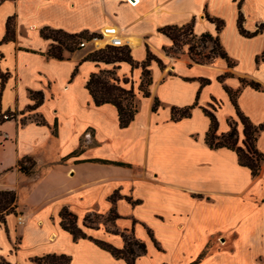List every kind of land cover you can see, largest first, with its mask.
<instances>
[{"label":"rangeland","instance_id":"374dc122","mask_svg":"<svg viewBox=\"0 0 264 264\" xmlns=\"http://www.w3.org/2000/svg\"><path fill=\"white\" fill-rule=\"evenodd\" d=\"M190 43L197 45L196 50L202 53H207L211 47L210 42L202 44L195 39ZM96 44L97 48H103L108 43L105 41L102 44L97 42ZM89 49L88 45L84 50L89 51ZM137 50L136 53L138 52L140 59L143 60L144 50L141 47ZM187 57L186 46H183L182 53L175 59L176 71L160 77L158 76L162 68L156 67L151 62L149 71L152 84L149 87L150 95L146 98L141 97L137 91L140 67L130 70L123 65L117 72L119 79L128 78L129 81L124 85L125 87H133L140 119H146L148 114L155 118L151 120L155 128L149 133L150 139L146 152L140 151L135 154L136 156L129 151V144L134 138L138 124L132 126L130 123L126 129L120 130L116 125L112 109L105 107L104 113L97 112L89 101L84 82L88 74L93 71L92 64L82 63L72 77L71 61L58 65L57 74H52L55 77L54 82L49 87L44 82L41 86L40 90L43 91L44 98L36 110L39 116L31 115L29 110H25L22 115L17 114L16 117L24 122L31 118L41 119L44 127L38 129L40 131L35 134V137L43 142L37 145L39 148H32L33 154L29 155L36 162L32 178L16 180L12 175L0 177V187L11 188L17 193V213L28 212L29 214V220L24 225L16 222L15 216L18 217V214H9L5 218V223L0 224L1 258L15 264H34L31 259L39 251H48L56 247L76 251L77 246L74 243L80 238L74 240L58 230L56 235L50 234V231L58 225L56 209L59 203L65 202L66 204L62 206H66L76 215L77 225L86 236L93 239L117 247L121 243V238L111 231L114 228L118 231L131 229L133 235L145 244V252L135 259L134 264H221L225 262L224 259L219 262V256H214L215 253L212 257L208 256L215 247L226 249L227 246L222 245L225 240L222 239L229 240L227 234L219 233L218 238H216L217 234L209 236L201 244L197 238V228L200 220L212 219L218 223L226 221L227 212L225 210L216 212L211 208L204 200L209 199V196L195 192L185 193L177 185H184L182 177L196 167L212 165L218 170L227 169V159L222 153L217 152L219 148H210L207 151L203 147V134L208 117L204 110L213 112L218 133L228 130L226 119L235 118V115L234 112L230 114V105L221 98L228 96L223 77L219 78L220 75H216L212 69L184 62ZM65 58H67L66 52L63 59ZM132 59L135 62L142 61L134 57ZM160 59L164 65L163 59ZM101 66L106 68L102 64ZM34 69L40 70L38 66H33V70L26 69L28 73L24 75L30 76L22 77L19 86V105L22 108L27 100L21 91L24 85L42 80V77L38 78L35 75ZM45 71L50 72L47 68L42 69V73ZM189 92L191 93L188 97L189 102L179 105V101L187 98ZM7 94L5 100L11 103L13 100L11 93ZM154 98L157 99L158 105L152 110ZM191 104L194 106L188 117L177 120L171 118L172 106L180 108ZM100 116L103 117L104 123L95 132V142L85 153L93 155V160L86 163L85 171L76 168V175L73 178L65 177L67 166L55 161L57 152L73 145L74 133L80 131L89 120L96 117L98 119ZM56 117L60 121L63 135L60 140L52 137L46 140L43 134L47 130L46 125L50 127ZM14 120L9 119L4 124L0 123V167L8 162V157L12 154L15 143ZM32 126L28 125V128ZM66 129H72V131L68 133ZM33 131L29 129L20 131L18 142L21 149H28V140L33 137L31 134ZM152 137L154 138L151 140ZM104 138L107 141L100 144L99 140ZM116 157L120 160H114ZM99 166L102 169H98ZM114 175H120L126 180L123 182L122 191L114 190L117 196L113 205L120 217L112 226L103 218L112 206L109 196L114 191L98 189L97 186L103 183L97 182V179L104 177L103 181L106 183V180L113 179ZM131 175L137 178L129 181ZM142 175L148 178L141 179ZM131 183L133 188L129 191ZM79 184L81 186H78ZM75 186H77L75 189L66 191ZM219 197L226 199L224 196ZM88 214L91 215V222L88 224L94 227L92 229L82 225L83 217ZM94 214L96 217L92 216ZM202 252L205 253L204 256L196 262ZM52 253L65 254L45 252V254ZM205 258L208 259L205 260Z\"/></svg>","mask_w":264,"mask_h":264},{"label":"crops","instance_id":"0c3cea01","mask_svg":"<svg viewBox=\"0 0 264 264\" xmlns=\"http://www.w3.org/2000/svg\"><path fill=\"white\" fill-rule=\"evenodd\" d=\"M206 14L222 21L220 30L216 29L215 22H211L206 18ZM239 14L242 16V27L246 31L254 32L258 28L255 34L244 36L239 32L237 26ZM8 17H12L11 30L13 37L12 39L3 40ZM187 23H192V31L195 35L204 32L213 36L217 35L222 48L233 61L232 66H228L222 58H215L211 64H191L205 69H212L216 75H223V84L232 90L239 89L236 103L241 112L253 124L263 122L264 0H0V71L7 73L4 85L0 88L1 112H17L18 115H22L20 112L29 110L27 107L34 102L30 97V91H41L44 98V93L40 90L43 82L49 87L55 79L52 74H57L58 65L65 61L72 62L70 67L72 71L76 65L79 67L85 62L92 64L93 71L103 68L101 64L96 66L94 62L88 60L79 64L83 56L87 52L92 51L91 45H89V51L84 50V47L72 53H66L67 58L61 60L46 56L45 52L49 48L51 40L40 36L39 30L44 26L62 29L68 33H97L106 26H115L124 45L130 48L132 57L138 61L142 60L140 55L137 54L138 52L136 53L137 49L141 47L144 50V57L146 48H148L153 54L163 59L165 66L160 70V75L158 76L160 77L176 71V58L166 55L163 51V47L171 45V40L168 36L159 32L158 28L166 25L181 26ZM151 62L156 67L158 66L155 61ZM184 62L190 63L189 58H185ZM75 63L77 64L75 65ZM123 65H126L131 70L130 66L123 62L116 69V76ZM33 66H38L41 70L37 71V69H34V72L38 78L42 77V80H39L38 83L34 82L24 85L21 91L25 94L27 100L26 105H22L24 106L22 108L19 105V86L22 77L28 73L26 69L33 70ZM104 67L107 66L104 65ZM44 68L49 69L50 72L45 71V73H42ZM240 79L257 82L259 88L254 89L249 85H242ZM63 87L65 88V86ZM85 91L87 92L86 89ZM10 93L13 99L11 103L5 100L6 94L9 95ZM190 94L189 92L187 98L179 101V105L188 103ZM139 95L141 96L140 93ZM88 98L93 108L97 109V112L104 113L105 107L112 109L118 127L117 113L113 105L103 104L95 106L91 102L89 95ZM221 98L223 101L228 102L231 108L229 112L230 114L233 113L234 107L229 97L222 96ZM36 110H38V107L29 111L31 115L39 116ZM153 119L155 120L150 114H148L146 119H140L137 105V112L130 122L132 126L138 124L134 138L129 144V151L134 156L140 151L146 152L150 139L149 133L155 128L151 124ZM14 121L15 143L12 154L8 157V162L0 167V177L12 175L16 180L20 178L29 179L33 176L20 174L14 166L20 158L33 154L31 153L33 152L31 151L32 148H39L37 145L43 141L38 140L35 134L40 131L38 130L39 128L44 126L36 123L33 118L26 119L24 123H21L19 118ZM6 122L7 120L2 123ZM53 122L50 127L47 124V130L43 132L46 140L49 137L60 140L63 135L58 118H54ZM103 123L102 116L98 119L96 117V119L89 120L80 131L74 133L75 143L67 149L57 152L55 161L62 162L64 166H67L64 173L65 177L73 178L76 175V168H79L80 171L87 169L84 166H86L87 162H91L90 160H93L94 157L85 153L88 152L95 142L94 134L97 129L102 127ZM28 125L33 126L28 128ZM208 125L209 119L207 117L205 132L208 129ZM26 129L30 131L34 129L33 133H31L33 137L28 140V149H21L18 135L20 131ZM119 129L123 130L126 127ZM66 131L69 133L72 129H66ZM237 131L240 142L242 139L240 124L237 127ZM205 132L203 134V147L209 151L210 148L204 141ZM106 141L107 139L105 138L100 139L99 143L102 144ZM256 147L263 154V160L261 161L259 174L255 177L250 175L246 167L237 163L234 151L227 148H219L217 152L222 153L227 159L226 170H218L212 165L196 167L191 172L184 174L182 177L184 185H177L185 193L195 192L209 196V199L205 197L206 199L204 200L211 208L215 209L216 212L217 210H225L227 212L226 221L218 223L212 219L209 221L200 220L197 228V238L201 244L209 236L217 234L216 238H218L219 233L225 232L227 234V239L229 240L222 239L225 240L222 245L227 246L226 249L215 247L208 256L212 257V254L215 253L214 256H219V262L221 259L225 260L221 264H264V130L260 131L257 137ZM114 160L120 159L116 157ZM98 169L102 168L99 166ZM146 177V175H142L140 178L145 179ZM103 178L97 179V182L103 183L101 186H97L98 189L101 188L108 192L111 190H123V182L126 179H123L120 175H114V178L106 180V183ZM132 178L137 177L131 175L129 176V181ZM164 184L169 185V183ZM78 186H81V184ZM76 187L68 188L66 191ZM132 188L133 184L131 183L128 188L129 191H132ZM0 189L11 188L2 186ZM219 196H224L226 199H220ZM63 204L66 203H59L56 210L59 211ZM18 217L21 218V222H18ZM18 217L15 216L18 224L24 225L29 220L28 212H20ZM57 219L58 225L54 230L50 231V234L54 233L56 235L58 230L72 237L68 232L60 228L58 213ZM74 244L77 246L76 251L63 250L56 247L48 251H39L36 256L44 255L45 252H55L70 255V264H126L123 259L113 257L109 252L99 248L89 239H80ZM122 245L123 240L121 238V243L117 247L120 248ZM207 259L205 258V260Z\"/></svg>","mask_w":264,"mask_h":264},{"label":"trees","instance_id":"16d2710c","mask_svg":"<svg viewBox=\"0 0 264 264\" xmlns=\"http://www.w3.org/2000/svg\"><path fill=\"white\" fill-rule=\"evenodd\" d=\"M206 18L211 22H215L216 29L220 30L222 21L209 17L207 14ZM11 20L12 17H8L6 20V32L3 40L12 39L13 37ZM237 26L239 32L244 36H251L258 31V28L254 32L246 31L242 27L241 14L238 15ZM158 31L168 36L171 40V45L169 47H163V51L168 56L178 58L182 53L183 46H186V53L190 63L211 64L215 58H222L226 61L228 66L233 65V61L227 56L226 52L222 48L218 36H213L207 32L195 35L192 31V23H187L181 26L166 25L158 28ZM39 33L41 37L51 40V44L45 52L46 56L59 60L64 58V52L72 53L81 49V47L78 46L79 38H89L91 35L95 34L87 32L68 33L62 29L51 28L49 26L42 27L39 30ZM194 39L202 44L210 42L211 47L208 49V52L202 53L197 51V45L190 43V41ZM86 60L94 62L96 66H99L100 64L107 66L106 68H98L96 71L91 72L85 81L84 88L87 90L91 102L95 106H101L103 104L113 105L117 113L118 127H127L137 112L136 94L132 86L128 88L124 86L129 80L126 77L119 79L116 76V69H118L120 64L123 62L127 63L131 69L140 67L141 73L137 91L141 94V96L148 97L150 95L149 86L152 82L149 65L151 61H155L159 68H163L164 65L162 64L161 59L146 48L144 59L141 62H135L132 59L130 48L127 45L112 46L107 44L103 48L87 52L79 64ZM77 66L78 65L74 67L71 77L77 71ZM222 77L223 75L219 76V78ZM6 78L7 73L0 71L1 88L4 85ZM240 82L242 85H249L254 89L259 88V84L254 81L240 79ZM225 89L228 93L229 100L234 107L235 118H228L226 120L228 130L224 133H218V125L213 112L204 110L209 119L208 129L204 136L205 144L211 149L227 148L234 151L237 157V163L240 166L246 167L249 170L250 175L255 177L259 174L261 161L263 160V154L257 149L256 141L260 131L264 130V121L259 124H253L237 106L236 97L239 93V89L232 90L226 86ZM30 97L34 100V102L32 105L27 107L29 110L36 109L43 101V94L41 91H30ZM157 105L158 101L154 98L152 110H154ZM193 106L194 104L180 108L172 106L170 108L171 118L177 120L182 117H188ZM22 113L23 112H20V114ZM17 114V112H1L0 108V123L9 119H16ZM34 121L38 124L43 123L41 119ZM20 122L24 123L22 120ZM237 124L241 125L242 139L240 142L238 139ZM14 167L20 174L24 176H31L35 172L36 162L30 156H24L17 160ZM116 196V191L109 196L112 206L103 218L112 226H114V221L120 217L113 205ZM17 207L18 196L16 191L13 189H0V224L5 223L7 215H17ZM92 216L96 217L95 214ZM58 218L60 228L68 232L74 240L78 238L89 239L99 248L109 252L113 257L123 259L126 264H134L136 257L145 252V244L133 235V231L131 229L118 231L114 228L111 231L114 234H118L123 240L122 247L117 248L104 241L86 236L77 225L76 215L66 206H62L60 208L58 211ZM89 222H91V215L88 214L83 217L82 225L86 228H94L89 226ZM204 254L205 253L202 252L196 259V262L201 260ZM31 260L35 264H70V257L65 254H44L41 256H34ZM0 264L15 263H11L0 257Z\"/></svg>","mask_w":264,"mask_h":264},{"label":"built area","instance_id":"2783aa9c","mask_svg":"<svg viewBox=\"0 0 264 264\" xmlns=\"http://www.w3.org/2000/svg\"><path fill=\"white\" fill-rule=\"evenodd\" d=\"M103 38H107V43L112 46H123L124 43L119 35L118 29L115 26H106L99 32L91 35L89 38H79L78 46L84 48L88 45L92 46V50L98 49L96 42ZM21 222V218H17Z\"/></svg>","mask_w":264,"mask_h":264},{"label":"bare ground","instance_id":"6f19581e","mask_svg":"<svg viewBox=\"0 0 264 264\" xmlns=\"http://www.w3.org/2000/svg\"><path fill=\"white\" fill-rule=\"evenodd\" d=\"M130 40H131V39H130ZM105 41H108L107 38L102 39V40H98L97 43H98V44H102V43L105 42ZM133 42H134V41H133Z\"/></svg>","mask_w":264,"mask_h":264}]
</instances>
